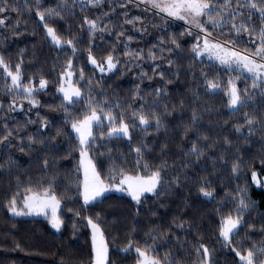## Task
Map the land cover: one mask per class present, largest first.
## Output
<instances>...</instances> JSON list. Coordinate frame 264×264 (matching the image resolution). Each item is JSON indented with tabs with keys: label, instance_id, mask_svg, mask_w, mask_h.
I'll list each match as a JSON object with an SVG mask.
<instances>
[{
	"label": "trees",
	"instance_id": "obj_1",
	"mask_svg": "<svg viewBox=\"0 0 264 264\" xmlns=\"http://www.w3.org/2000/svg\"><path fill=\"white\" fill-rule=\"evenodd\" d=\"M253 2L256 9L249 6ZM214 3L220 5L217 18L228 23L214 27L205 17L206 33L133 0H103L100 6L89 0H0L9 9L0 13V56L13 74L20 66L22 86L31 81L39 89L40 79L48 82L33 94L39 101L34 107L0 67V264H94L89 220L103 234L108 264H137V248L160 264H246L240 255L248 250L254 264L264 261V83L193 51L207 36L252 56L264 28V3ZM49 9L59 15H48ZM86 19L96 21L97 29ZM233 23L249 32L237 35ZM45 24L56 30L60 45ZM90 55L98 63L112 55L119 63L100 72ZM69 61L81 92L72 102L59 91ZM229 81L243 101L236 108L229 104ZM91 109L102 119L88 148L101 180L111 186L126 175L159 171L156 194L139 203L126 193L84 203L81 145L72 124ZM104 114L116 126L128 124L129 136L109 137ZM141 115L148 125L140 123ZM29 189H47L60 200L59 230L46 217L11 212V199L22 208ZM241 199L248 207L238 213ZM229 215L241 217L230 241L219 234Z\"/></svg>",
	"mask_w": 264,
	"mask_h": 264
},
{
	"label": "snow or ice",
	"instance_id": "obj_2",
	"mask_svg": "<svg viewBox=\"0 0 264 264\" xmlns=\"http://www.w3.org/2000/svg\"><path fill=\"white\" fill-rule=\"evenodd\" d=\"M94 6H100L103 3V0H89ZM129 3L132 0H128ZM143 3L150 4L152 8L159 9L162 12H166L169 16L175 17L179 20L187 21L190 24H193L196 28L200 29L202 32L207 33V28L205 23L201 22V17H206V23L212 24L214 27L219 26L222 23H228V21H224L223 18L218 19L220 16L219 11L217 9L220 5L214 3V0H170V2H166V0H142ZM232 0H228V3L231 4ZM264 3V0H261ZM6 4V0H5ZM251 8L256 9L258 7L257 3L253 2L249 5ZM9 9L5 6H0V13L8 11ZM15 10V9H11ZM260 18L264 20V6L259 7ZM48 15H59L55 9H49ZM39 19L43 21L45 19V13L39 12ZM138 19V18H137ZM86 23L89 25L90 29L96 30L97 23L93 20H87ZM127 23H133L132 20H128ZM5 24V20L0 19V26ZM47 29V34L51 37V40L54 44L60 45L61 39L57 35L56 30L52 27H49L47 24L44 25ZM232 28L235 30V33L239 35L241 31L249 32V29L245 24L237 25L235 23L232 24ZM103 30V29H101ZM252 31H255L253 29ZM251 34V33H249ZM257 36L260 41V45L257 48L256 52L252 53V56H259L261 60H264V28H262ZM175 43V40L172 41ZM68 44H71V41H67ZM204 49L203 51H208L209 48L213 49H221L223 47L219 44H211L207 37L203 40ZM194 52L198 54H203L199 51V44L194 46ZM229 57L233 59H225L223 56L217 54V59L220 60L222 64H236L238 67L243 68L247 72L251 73L254 79L261 80L264 83V63H258L255 59L250 58L248 55H241L238 52L229 51L227 53ZM91 64L95 65L99 68L100 72L112 71L116 64L119 61H115L112 55L107 56L106 60L103 63H98L97 60L90 55ZM0 67H2L7 75L11 78V85L16 89H21L24 93H26L27 98L29 99V103L34 107H39V101L35 99L34 93L43 90L47 86V81L45 79L39 80V89L33 87L31 85V81L28 85L22 86V74L20 71V66H16V72H13L9 69V66L4 62V58L0 56ZM72 63L68 62L67 69L63 73L64 77L68 78L66 80L67 86L65 84H61L59 91L63 93L64 98L69 102L73 101V98H78L81 96V92L78 88H75L71 85L70 78L73 75L72 71ZM162 75V74H161ZM83 78L82 74L81 77ZM229 104L232 108H236L243 103L241 99L240 91L234 86L233 81H229ZM255 86V85H254ZM208 87L212 89L218 88V85L213 83L212 81H208ZM246 91V90H245ZM2 107V105H0ZM105 117L110 121V131L108 132V136H129V126L126 123L121 122L119 126H116L114 121L115 118L104 114ZM139 121L143 125H148L149 120L144 116H139ZM157 126L160 125L159 119L155 120ZM102 123L101 115H98L95 109H91V114L85 116L82 120L77 121L72 124L73 130L78 134V138L81 145V164L84 168V182H83V198L84 203L88 204L89 202L101 197L106 191L109 190V186L101 180L99 173L96 171V167L92 162V159L89 157L88 148L91 147L93 141V125L99 126ZM249 124H252L253 121L249 120ZM46 126V125H45ZM11 135V132L8 135L4 136L3 139L7 140L8 136ZM23 150V149H21ZM193 152H199L196 148L192 149ZM137 153L141 151V149H136ZM235 170V169H234ZM253 179L256 180V174L253 173ZM122 187H118L116 190L118 191H127L128 194L139 203L141 197L145 193H153L156 194V188L160 183V173L159 171L152 173L151 176L145 178L143 176H124L123 180L119 182ZM126 185V188L123 187ZM31 194L26 195L23 198V208L20 211H17V199L13 197L10 201V210L15 215H30V214H44L48 215V209L51 210V222L52 226L59 230L62 220L57 215V212L60 207V200L49 190L45 189L42 193L32 192L31 189L28 190ZM202 194L206 197H211L212 193L205 191L203 188L200 190ZM240 207L238 208V213L242 212L244 209H247L248 205L244 202L243 199L240 200ZM27 209L28 211H24ZM241 217L238 215L236 218L229 215L225 220L222 221V226L220 230V236H222L225 240L231 239V235L240 227ZM89 224H91L93 229V247L95 252L94 264H108V246L104 242L103 234L100 232L98 225L92 223L89 220ZM131 247V246H130ZM205 256H208V249L201 246ZM127 251V249H126ZM136 251L143 257L142 264H160V261L155 258H150L145 252H141L140 249H136ZM259 251L264 254V248L259 249ZM239 255V253H238ZM240 259L245 261L246 264H254V252L252 250H248L246 255H240ZM260 264H264V261H261Z\"/></svg>",
	"mask_w": 264,
	"mask_h": 264
},
{
	"label": "rangeland",
	"instance_id": "obj_3",
	"mask_svg": "<svg viewBox=\"0 0 264 264\" xmlns=\"http://www.w3.org/2000/svg\"><path fill=\"white\" fill-rule=\"evenodd\" d=\"M135 3H138V4H141V5H145L146 7H148V8H150V9H152V10H154V11H156V12H158V13H160V14H162V15H164V16H166V17H169V18H171V19H174L175 21H177V22H180V23H182V24H184V25H186L187 27H189V28H192V29H194V30H197V28L193 25V24H190V23H188L187 21H184V20H179V19H177V18H175V17H171V16H169L166 12H162V11H160L159 9H156V8H152V6L150 5V4H146V3H143L142 2V0H133ZM166 2H170V0H166ZM204 18L205 17H201L200 18V20H201V22H204ZM207 37V36H206ZM207 39L209 40V42H210V45L211 44H219L218 42H216V40L214 39V38H212V37H207ZM219 45H221L222 47H223V50H221V49H213V48H209V50L208 51H203V49H204V44H202V45H200V49H199V51L200 52H202L203 54H199V56H206V57H208L209 59H211V60H214V61H216V62H218V63H220V64H222L221 62H220V60L219 59H217L216 57H217V54L218 55H220V56H223L225 59H229V60H231V59H233L232 57H229L228 55H227V53L229 52V51H232V52H237L236 51V49H232V48H229L230 46H228V45H225V44H219ZM238 53H240V52H238ZM241 55H247V54H244V53H242ZM250 58H252V59H255L258 63H264V60H261V59H259V58H257L258 56H251V55H248ZM226 65H228V64H226ZM230 66V65H229ZM231 66H236V67H238L236 64H231ZM241 70H243L244 72H246L247 73V71L246 70H244L243 68H241V67H239ZM249 73V72H248ZM251 76H253L251 73H249ZM68 78H66L64 81H63V84H65V86H67V84H66V80H67ZM257 80H259V79H257ZM73 81H74V77H73V75L71 76V78H70V82H71V85L73 86V87H75V88H77L75 85H74V83H73ZM63 94V93H62ZM95 125V124H94ZM93 125V126H94ZM78 135V134H77ZM82 167H83V165H82ZM83 170H84V168H83ZM143 177H145V176H143ZM149 177V176H148ZM145 178H147V177H145ZM122 181V180H121ZM256 181V184L259 186L260 185V179H256L255 180ZM109 186V185H108ZM118 187H122V185H120V183L118 182L117 184H115V185H111V186H109V190L108 191H106L101 197H103L104 195H106V194H112V193H126V194H128V192L127 191H118V190H116ZM123 187H125L126 188V185L125 186H123ZM150 195V194H153V193H145L143 196H145V195ZM129 195V194H128ZM101 197H98L97 199H95V200H93V201H96V200H98V199H100ZM93 201H91V202H93ZM90 203V202H89ZM23 208V207H22ZM22 208H20V209H17V211H20ZM59 210H60V207H59ZM59 210H58V212H57V215L59 216ZM24 211H28L27 209H24ZM48 211V215H44V214H40V215H36V214H30V215H21V216H38V217H46L47 219H49L50 220V222H51V210L50 209H48L47 210ZM15 215V214H14ZM94 224H96V223H94ZM51 225H52V222H51ZM97 225V224H96ZM61 227V226H60ZM54 228V227H53ZM54 229H56V228H54ZM60 229V228H59ZM100 229V228H99ZM57 230V229H56ZM92 231H93V229H92ZM101 232V231H100ZM148 257H150V256H148ZM150 258H152V257H150ZM142 261H143V257H142V259H141V261H139L137 264H142Z\"/></svg>",
	"mask_w": 264,
	"mask_h": 264
}]
</instances>
